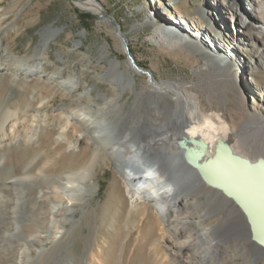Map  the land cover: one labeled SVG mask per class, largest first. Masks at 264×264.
<instances>
[{
  "label": "bare ground",
  "instance_id": "1",
  "mask_svg": "<svg viewBox=\"0 0 264 264\" xmlns=\"http://www.w3.org/2000/svg\"><path fill=\"white\" fill-rule=\"evenodd\" d=\"M173 2L175 4V0ZM234 2L198 1L195 14L203 17L207 13L204 20L212 17L213 23H210L214 25L185 21V25L177 24L180 29L177 33L167 27L172 20H159L150 33L149 40L163 50L173 49L190 57L200 53L204 62L192 67V72L203 76L201 92L190 90L189 84L194 85L193 81L157 80L151 72L136 89L134 73L141 70L134 66L131 58L123 68L117 58H111L105 75L112 81L118 96L132 90L134 99L124 113L115 98L104 94L105 104L116 102V105L95 109L127 116L132 119L130 124H113L109 128L112 120L91 117L88 108H84L82 116L64 107L50 111L59 116L56 143L65 142L68 151L78 150L83 141L93 147L88 160L77 169L50 174L47 172L49 160L40 163L36 157L28 160L21 157V142L32 145L40 141L39 131L49 115L42 108L44 100L35 109L24 111L32 117L31 121L26 116L19 119L16 111L5 110L0 121V264H108L104 247L96 243L98 224L89 222V248L83 259L77 261L69 247L76 223L69 228L66 223L74 220V205L85 200L89 189H94L96 163L99 159L111 161L110 153L117 151L121 160L115 166V181L122 185L127 216L140 209L155 215L158 236L151 246L161 251L163 264H222L227 258L232 259L230 264H255L264 260V249L252 240L242 211L185 165L180 146L182 142L194 148L200 162L237 163L252 173L259 170L258 157H264V86L254 95V89L246 77L243 78L251 111L243 114L238 126L224 114L227 94L220 84L228 88L227 81L231 77L228 62L238 64L245 57L237 44L232 45L231 34L225 32V7L230 10L235 29L237 20L246 26L242 27L245 36L264 47V0H244V8L240 6L242 0H236V6ZM160 4L162 2L156 0L154 8L168 15L169 7L166 4L160 7ZM78 5L93 13H103L101 5L94 0ZM178 11L174 12L175 17L183 16ZM51 31L43 32V47L47 46ZM120 33L122 49L126 51L128 47L130 51L125 33L121 30ZM108 48L107 43L102 46L101 56L108 53ZM15 61L23 66L20 75L26 78L41 75V66L26 68V63ZM234 66L240 76L252 78V69L248 67L243 72L238 65ZM78 80L77 76H69L57 83L71 92L77 91ZM78 93L82 96L85 91ZM200 95L206 101L205 106ZM88 105L89 109L95 107L92 97ZM259 110L258 116L251 113ZM244 148L255 154L250 155ZM127 150L132 154H127ZM201 195L203 200L198 198ZM213 215H219L216 223L204 222L203 218ZM116 224L117 218L113 217L112 230L117 236H124L116 264H132L133 252L128 256L124 252L136 223L127 219L121 226ZM230 242L234 246L229 249ZM30 247L38 252L34 254Z\"/></svg>",
  "mask_w": 264,
  "mask_h": 264
},
{
  "label": "rangeland",
  "instance_id": "2",
  "mask_svg": "<svg viewBox=\"0 0 264 264\" xmlns=\"http://www.w3.org/2000/svg\"><path fill=\"white\" fill-rule=\"evenodd\" d=\"M83 1L85 0H0V121L3 120L6 109L16 111L19 119L26 116L27 120L31 121L32 117L24 111L35 109L39 102L44 100L42 108L47 110L49 115L39 131L40 141L32 145L21 142V157L23 160L36 157L40 163L49 160L47 172L50 174L79 168L93 152L92 145L85 141L75 151H68L65 142L56 143V123L59 116L57 112L50 111L64 107L67 111L82 116L84 108H88L91 117H97L100 121L112 120L109 128L113 124H130L132 121L131 118L120 116L117 112H98L95 109L106 106L111 108L116 105V102L105 104L102 95L107 94L115 98L126 113L134 99V92L127 90L118 96L112 81L105 75L111 58H117L123 68L127 63L128 55L122 49V40L106 19L99 17L100 13L82 9L78 5ZM94 1L101 5L103 12L111 15L118 22L120 30L125 33L129 42L130 52L141 69L149 70L157 80L170 79L186 83L193 81L195 84H189L190 90L202 91L203 76L192 72V67L203 62L198 54H192L190 57L181 55L173 49L163 50L160 45L149 40L150 33L154 26L158 25L159 20L165 22L168 19L172 20L167 23V27L174 28L177 33L180 32L177 24L185 25V21L191 24L197 22L201 26L206 23L208 26L214 25L211 24L212 17L207 21L204 20L208 16L207 13L203 17L195 14L199 0H175L176 5L173 0H157L162 2L160 7L165 4L169 7L168 15L160 14V11L154 8L156 0ZM240 6L244 8V0ZM225 9L226 14L223 13L225 32L231 34L232 45L237 44L245 55L238 64L236 61L234 64L228 62L231 71L236 75L239 87L237 88L233 78L228 79V88L220 84L227 94L224 111L226 119L238 126L243 114L251 111L249 96L243 87V78L246 77V81L254 89L252 91L254 95L259 94V88L264 86V47L253 43L249 36L246 37L242 31V27L246 26L237 20L235 29L230 10L227 7ZM178 10L183 16L175 17L174 12L179 13ZM83 13L91 14L92 18L89 21L83 19L81 17ZM146 20L148 22H145ZM227 21L230 24H227ZM143 22L145 23L141 24ZM46 30H52L51 38L47 46L43 47V32ZM236 33L239 35L238 38ZM213 34L211 32L212 36ZM106 43L109 45L108 53L101 56V48ZM16 59L26 63V68L33 65L41 66V75L29 78L20 75L23 66L16 62ZM234 65H238L243 72L248 67L252 69V78L246 75L240 76L239 70ZM69 76L79 78L76 89L78 92L85 91L82 96L76 90L68 92L57 83L66 80ZM134 77L136 89L139 88L141 81L149 78L148 74L142 71L135 72ZM91 97L95 100V107L89 109L88 103ZM200 100L205 106L206 101L202 95ZM251 113L258 116L261 110ZM69 137L74 139L70 133ZM243 150L250 155L255 154V151L249 152L245 148ZM126 153L132 154L130 150ZM110 155L111 161L99 159L96 163L93 172L94 189L92 191L89 189L85 200L74 205L72 213L74 220L66 223L68 228L76 223L72 227L69 243L71 254L77 261L83 259L90 244L89 222L94 221L99 226L96 243L104 247L108 264H116L124 240L123 234L117 236L116 231L111 228L112 219L116 217V226L123 225L122 223L127 219L136 223L124 252L125 256L133 252L132 264H163L161 251L158 247L151 246L158 236L156 217L153 213L141 209L134 210L127 216V207L122 199V185L115 181V166L118 160H121L117 157L120 152ZM198 198L203 200L202 195ZM218 218L219 215H213L203 219L205 223L212 224L216 223ZM236 219L237 217L233 220ZM45 243L51 245L50 241ZM230 243L229 249L234 246L233 242ZM244 244L247 248L245 241ZM30 249L34 254L38 252L33 247ZM239 260L242 261L241 256ZM231 261L232 259L227 258L222 264H230ZM255 264H264V260Z\"/></svg>",
  "mask_w": 264,
  "mask_h": 264
},
{
  "label": "water",
  "instance_id": "3",
  "mask_svg": "<svg viewBox=\"0 0 264 264\" xmlns=\"http://www.w3.org/2000/svg\"><path fill=\"white\" fill-rule=\"evenodd\" d=\"M236 5L235 0L234 6ZM99 17L107 20L121 40V33L115 19L106 12L100 13ZM126 53L134 66L150 77L149 70L141 69L134 62L128 47H126ZM196 54L202 59L200 53ZM230 74V78L235 80L238 88L236 75L232 71ZM241 100L243 101L242 98ZM180 146L182 147V159L185 165L190 167L203 183L220 191L239 207L246 218L252 240L264 249V157H258L259 170L257 173H252L237 163L220 165L214 162H200L198 153L194 148L185 146L182 142H180Z\"/></svg>",
  "mask_w": 264,
  "mask_h": 264
},
{
  "label": "trees",
  "instance_id": "4",
  "mask_svg": "<svg viewBox=\"0 0 264 264\" xmlns=\"http://www.w3.org/2000/svg\"><path fill=\"white\" fill-rule=\"evenodd\" d=\"M81 17L83 19H86L87 21H89L92 18V15L89 13H83V14H81Z\"/></svg>",
  "mask_w": 264,
  "mask_h": 264
}]
</instances>
